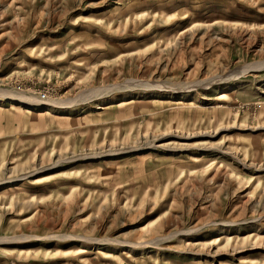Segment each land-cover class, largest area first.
I'll return each instance as SVG.
<instances>
[{
    "label": "rangeland",
    "instance_id": "374dc122",
    "mask_svg": "<svg viewBox=\"0 0 264 264\" xmlns=\"http://www.w3.org/2000/svg\"><path fill=\"white\" fill-rule=\"evenodd\" d=\"M0 89V264H264V0H0Z\"/></svg>",
    "mask_w": 264,
    "mask_h": 264
},
{
    "label": "bare ground",
    "instance_id": "6f19581e",
    "mask_svg": "<svg viewBox=\"0 0 264 264\" xmlns=\"http://www.w3.org/2000/svg\"><path fill=\"white\" fill-rule=\"evenodd\" d=\"M0 97L10 99L12 101L11 104H13V102L18 101L19 103H23V105L45 106V107L50 108L53 106V103H54V101L49 100L50 102L49 101L43 102L42 100H37V99L17 95L15 93L10 92L9 90H1V89H0ZM18 107H21V106H18ZM23 109L26 110V108H23Z\"/></svg>",
    "mask_w": 264,
    "mask_h": 264
}]
</instances>
